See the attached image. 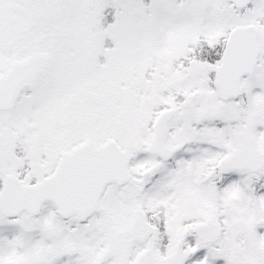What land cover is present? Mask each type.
<instances>
[{
	"label": "snow or ice",
	"instance_id": "obj_1",
	"mask_svg": "<svg viewBox=\"0 0 264 264\" xmlns=\"http://www.w3.org/2000/svg\"><path fill=\"white\" fill-rule=\"evenodd\" d=\"M0 264H264V0H0Z\"/></svg>",
	"mask_w": 264,
	"mask_h": 264
}]
</instances>
